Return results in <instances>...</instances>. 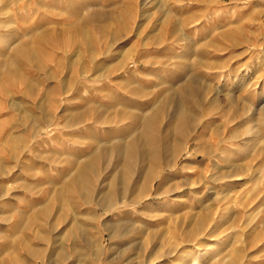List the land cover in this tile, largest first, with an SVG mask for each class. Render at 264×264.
Returning a JSON list of instances; mask_svg holds the SVG:
<instances>
[{"label": "rangeland", "instance_id": "rangeland-1", "mask_svg": "<svg viewBox=\"0 0 264 264\" xmlns=\"http://www.w3.org/2000/svg\"><path fill=\"white\" fill-rule=\"evenodd\" d=\"M0 264H264V0H0Z\"/></svg>", "mask_w": 264, "mask_h": 264}, {"label": "bare ground", "instance_id": "bare-ground-1", "mask_svg": "<svg viewBox=\"0 0 264 264\" xmlns=\"http://www.w3.org/2000/svg\"><path fill=\"white\" fill-rule=\"evenodd\" d=\"M192 83H194L193 81H192ZM181 92L184 94V96H187V97H189L190 95L191 96H196V94H195V91H193V90H186V89H182L181 90ZM178 109H180L179 111H177V113H179V115L180 116H183V118H182V122H180V125H179V128H178V133H175V135L177 134V136L178 137H176V138H178V139H180L181 140V135H182V137H183V135L185 134V127H187V125L189 124V122H190V114H191V112H192V110H194V109H196V108H193V109H187V108H185V107H178ZM162 110V107H157L156 108V113H155V115H158V114H160V111ZM155 115H153V116H151V117H149L147 120H146V122H145V128H150V124H152V122L155 120ZM157 118V117H156ZM144 125V124H143ZM174 140H175V138H174ZM174 143H172V146L171 147H168V151H172V150H174V151H176V152H178L180 149H181V143L178 141V140H176V141H173ZM173 146H174V148L175 149H173ZM159 148V147H158ZM153 148L152 149V151H153V155H152V162H151V166H150V169H149V175H147V180H148V183H150V185H151V181H153V180H155V178L156 177H154V172L156 171V169H158L159 167H158V164L160 163V156L162 155V152H161V149L159 148ZM131 150V149H130ZM130 153V152H129ZM132 155H133V152H131L128 156H129V158L130 157H132ZM134 159V158H133ZM127 163H128V161H127ZM167 164V163H166ZM158 167V168H157ZM162 170V169H161ZM130 178V176H128V178L127 179H129Z\"/></svg>", "mask_w": 264, "mask_h": 264}]
</instances>
